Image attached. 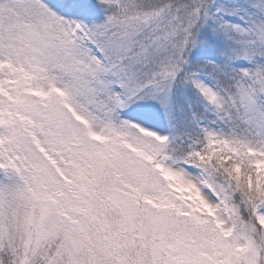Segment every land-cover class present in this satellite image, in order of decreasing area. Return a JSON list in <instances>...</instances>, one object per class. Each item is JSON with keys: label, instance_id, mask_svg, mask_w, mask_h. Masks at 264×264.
<instances>
[{"label": "snow or ice", "instance_id": "6c2138e0", "mask_svg": "<svg viewBox=\"0 0 264 264\" xmlns=\"http://www.w3.org/2000/svg\"><path fill=\"white\" fill-rule=\"evenodd\" d=\"M0 264H264V0H0Z\"/></svg>", "mask_w": 264, "mask_h": 264}]
</instances>
